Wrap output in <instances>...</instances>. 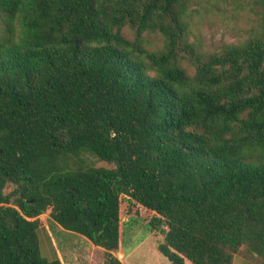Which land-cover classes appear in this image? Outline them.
I'll return each instance as SVG.
<instances>
[{"label": "trees", "instance_id": "trees-1", "mask_svg": "<svg viewBox=\"0 0 264 264\" xmlns=\"http://www.w3.org/2000/svg\"><path fill=\"white\" fill-rule=\"evenodd\" d=\"M191 2L0 0V264H63L45 212L104 264L127 212L172 264H264V32L204 52Z\"/></svg>", "mask_w": 264, "mask_h": 264}, {"label": "rangeland", "instance_id": "rangeland-1", "mask_svg": "<svg viewBox=\"0 0 264 264\" xmlns=\"http://www.w3.org/2000/svg\"><path fill=\"white\" fill-rule=\"evenodd\" d=\"M190 8V38L204 52H210L224 43H239L264 32L262 8L255 5L254 0H192ZM125 32L134 37L130 28H126ZM144 37L151 49L162 47L165 43L159 33L146 32ZM185 65L191 73L194 71L189 63ZM83 156L87 159L86 165L116 167V164L100 160L89 153ZM12 188L10 186L8 191ZM152 216L148 212L139 215L125 213L119 255L125 264H172L159 251L166 225L153 229L150 224ZM40 219L47 227L63 264H104V249L94 246L83 235L64 229L47 212L41 214ZM39 242L42 256L51 259L45 250L47 246L50 248L48 240L42 234L39 235ZM114 252L117 254V251Z\"/></svg>", "mask_w": 264, "mask_h": 264}, {"label": "crops", "instance_id": "crops-1", "mask_svg": "<svg viewBox=\"0 0 264 264\" xmlns=\"http://www.w3.org/2000/svg\"><path fill=\"white\" fill-rule=\"evenodd\" d=\"M61 229H63L61 226H59ZM188 262H190L189 260L186 259L185 261V264H188ZM192 263V262H191ZM194 264V263H193ZM233 264H256L254 262H251L247 259H245L244 257L242 256H239V255H236L234 257V261H233Z\"/></svg>", "mask_w": 264, "mask_h": 264}, {"label": "water", "instance_id": "water-1", "mask_svg": "<svg viewBox=\"0 0 264 264\" xmlns=\"http://www.w3.org/2000/svg\"><path fill=\"white\" fill-rule=\"evenodd\" d=\"M25 182V181H24ZM34 200H32V202H33Z\"/></svg>", "mask_w": 264, "mask_h": 264}]
</instances>
